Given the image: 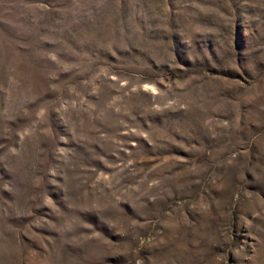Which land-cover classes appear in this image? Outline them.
<instances>
[{"label":"rangeland","instance_id":"374dc122","mask_svg":"<svg viewBox=\"0 0 264 264\" xmlns=\"http://www.w3.org/2000/svg\"><path fill=\"white\" fill-rule=\"evenodd\" d=\"M0 264H264V0H0Z\"/></svg>","mask_w":264,"mask_h":264}]
</instances>
